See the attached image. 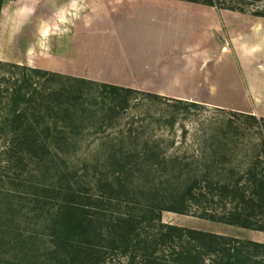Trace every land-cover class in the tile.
<instances>
[{"label": "trees", "instance_id": "obj_1", "mask_svg": "<svg viewBox=\"0 0 264 264\" xmlns=\"http://www.w3.org/2000/svg\"><path fill=\"white\" fill-rule=\"evenodd\" d=\"M186 1L264 17V0ZM6 19L0 0V31ZM6 66L22 75L8 86L0 75V264H264V242L162 221L170 211L264 231V116L232 112L191 155L130 135L94 143L89 130L110 126L136 89Z\"/></svg>", "mask_w": 264, "mask_h": 264}, {"label": "rangeland", "instance_id": "obj_2", "mask_svg": "<svg viewBox=\"0 0 264 264\" xmlns=\"http://www.w3.org/2000/svg\"><path fill=\"white\" fill-rule=\"evenodd\" d=\"M65 1L26 0L21 4V0H5L8 19L3 31H0V61L71 75L64 71L68 67V71L77 73L80 75L78 77L99 82H107L103 78L113 83L131 82L140 75L139 67L143 58L147 57L148 46L168 48L169 40L191 44L195 38H205L203 42L197 41L195 51L186 48L177 54L186 59H192L195 54L202 61L207 78L217 88L212 99L214 102L225 101L228 106L244 102L238 89L240 84L237 74L241 70L235 54L231 58L227 50L233 52L232 38L248 32L252 26L258 25L264 32V17L254 16L249 10L240 12L219 9L186 0H80L79 32L67 25L63 26L64 29L54 31V20H57L61 3ZM21 12L26 14V20H20ZM72 33L73 36H69ZM63 38H68L65 44ZM67 48L71 50L68 56L62 54ZM210 56L212 58L209 61ZM257 60H264V55H260ZM191 62L187 64V69L192 75L194 66ZM217 63L220 76L214 71ZM0 75L5 77L7 81L4 85L8 86L22 75V70L6 66L1 69ZM255 80L258 90L262 91L259 96L262 108L257 110L253 107L250 111L184 100L134 87L136 93L128 108L119 112L110 126L89 130L86 138L94 143H102L108 137L130 135L138 145L147 140L158 145L156 149L163 155L197 153L201 140L214 127L217 129L227 119L237 120L232 112H252L263 116L264 75L257 72ZM228 82L233 83L234 90L225 93L224 83ZM198 97L207 98V95L199 94ZM182 101L189 110L181 109ZM162 221L243 240L264 242V231L216 222L192 214L163 211ZM124 261L125 258L119 260L114 257L105 264H120Z\"/></svg>", "mask_w": 264, "mask_h": 264}, {"label": "crops", "instance_id": "obj_3", "mask_svg": "<svg viewBox=\"0 0 264 264\" xmlns=\"http://www.w3.org/2000/svg\"><path fill=\"white\" fill-rule=\"evenodd\" d=\"M61 6V10L57 14V20H54V31H57L58 29L60 30L61 28L64 29L63 26L67 25L68 27H73L72 29L78 30L79 32L80 0H67L65 3L62 2ZM155 8L156 7L154 6V9ZM67 12H71L68 19L65 22H61V14ZM155 13L156 12L154 11V14ZM261 29L262 28H259L258 25H255L252 26L248 32H243L236 38L233 37L232 40L234 53L230 50H227L231 58H234L233 54H235L236 60L238 61L239 68L241 70L240 73H242L237 74V77L240 84L238 89L240 90L239 92L244 99V102L237 105L228 106L227 102L225 101L214 102L212 99L214 98V94L217 92V88L213 87V83L207 78L206 71H204L202 67V61L198 59L195 54L193 55L192 59L190 57L189 59H186L185 57L182 58L181 55L177 54V52L183 49L186 50V48L189 50L193 49L195 51L197 49V41L202 40L198 37V40L195 38L191 44L182 41L179 42L176 40H169V43L167 44L168 48H160L159 46L154 45L148 46L147 57L143 58L139 67L140 75L131 82L122 81L113 83L109 79L103 78V80L121 86L142 88L159 94H169L184 100L223 105L243 111L253 110V107L258 110L262 108L260 106L261 98L259 97L262 91L258 90V84L255 78L257 72H259V75L261 76L264 75V60H257L260 55L261 57L264 55V41H260L261 39L264 40V32H262ZM73 34L74 33L69 36H73ZM68 38L65 40L64 38L62 39L63 44L67 42ZM204 45L207 47V41L204 42ZM70 52L71 50L67 48L62 54H66L68 56ZM144 53H146V51H144ZM211 58L212 56H210L208 60L210 61ZM190 62L194 66L192 75L187 69V64H190ZM214 69V71L217 73L216 75L220 76V66L218 63L215 64ZM64 71L71 75L80 76L77 73L68 71V67ZM93 77L102 78L95 75ZM233 90L234 86L232 82L224 83L225 93L232 92ZM199 94H205L207 95V98L198 97ZM248 95H250V98ZM261 115L264 116V110Z\"/></svg>", "mask_w": 264, "mask_h": 264}]
</instances>
